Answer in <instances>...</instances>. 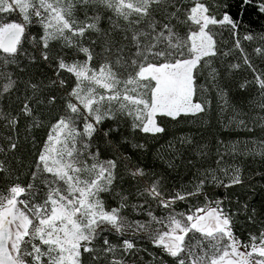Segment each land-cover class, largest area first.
<instances>
[{
  "label": "snow or ice",
  "instance_id": "6c2138e0",
  "mask_svg": "<svg viewBox=\"0 0 264 264\" xmlns=\"http://www.w3.org/2000/svg\"><path fill=\"white\" fill-rule=\"evenodd\" d=\"M229 8L0 0V264H264V0Z\"/></svg>",
  "mask_w": 264,
  "mask_h": 264
},
{
  "label": "trees",
  "instance_id": "16d2710c",
  "mask_svg": "<svg viewBox=\"0 0 264 264\" xmlns=\"http://www.w3.org/2000/svg\"><path fill=\"white\" fill-rule=\"evenodd\" d=\"M229 3H230V8L228 9L229 14H233L237 18H239L238 6H239L240 3H242V0H229ZM243 19H244L245 22H251L253 27H256L257 24H258L257 18L255 16V14L251 12V9L248 10V13L243 17ZM33 33H35V29H33ZM0 54H2V53H0ZM162 119L163 120H170L171 118L160 117V116L157 117L158 121H160ZM144 135H146V134H141V136H144ZM239 135L241 137H243L244 133L241 132V133H239ZM254 135H256V136L261 135L259 128H257L255 130ZM191 203L195 204V203H198V201H192ZM187 209H188V204L185 203V202H178L177 205H176V210L177 211H187ZM157 214H160L159 210H157ZM234 231L237 232V235H239L242 240L246 239V237L248 235V230L247 229H245L243 231V234H241V232L239 230L234 229Z\"/></svg>",
  "mask_w": 264,
  "mask_h": 264
},
{
  "label": "rangeland",
  "instance_id": "374dc122",
  "mask_svg": "<svg viewBox=\"0 0 264 264\" xmlns=\"http://www.w3.org/2000/svg\"><path fill=\"white\" fill-rule=\"evenodd\" d=\"M12 18H17L15 15H13V17ZM103 158V157H102Z\"/></svg>",
  "mask_w": 264,
  "mask_h": 264
}]
</instances>
